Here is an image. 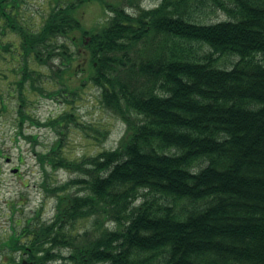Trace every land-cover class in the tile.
I'll list each match as a JSON object with an SVG mask.
<instances>
[{"label": "trees", "instance_id": "1", "mask_svg": "<svg viewBox=\"0 0 264 264\" xmlns=\"http://www.w3.org/2000/svg\"><path fill=\"white\" fill-rule=\"evenodd\" d=\"M89 1L107 10L98 28L80 18ZM23 2L0 0V63L5 52L15 64L20 124L39 123L33 91L64 100L42 123L59 137L37 158L74 175L43 182L53 217L10 224L0 263L264 264V0H52L38 25ZM205 7L226 18L196 19ZM87 82L125 128L116 146L71 159L65 125L108 131L72 109Z\"/></svg>", "mask_w": 264, "mask_h": 264}, {"label": "rangeland", "instance_id": "2", "mask_svg": "<svg viewBox=\"0 0 264 264\" xmlns=\"http://www.w3.org/2000/svg\"><path fill=\"white\" fill-rule=\"evenodd\" d=\"M139 1L146 8L159 3V0ZM51 4L52 0H24L21 13L29 23L38 25L41 16L46 13ZM123 4L129 11H136L127 2ZM80 14L85 28H98L107 17V10L103 11L97 2L89 1L85 6H81ZM195 15H197L196 19L204 22L226 18L224 12L208 7L202 11H196ZM2 54L4 58L0 67L5 71L6 77L0 82V92L5 105V108H2L0 99V243L7 237L10 224L24 222L27 217L36 218L38 211L39 218L51 219L55 212L56 196L43 188V182H46L47 187H51L74 175L73 172L60 167L53 171L51 166L46 162L42 164L37 158L39 152L47 151L59 137L54 128L42 123L46 122L49 117L57 116L66 110L64 100L61 96L49 97L45 90H43V95H40L38 90L33 91L34 93L28 95L27 108L39 123L26 119L20 124V118L14 109L17 92L9 85V83L13 84L12 67H15V64L8 62L7 53L2 52ZM218 62L226 65L223 57H220ZM73 108L80 121L87 126L90 125V129L95 128L101 131L108 129V131L105 136H101L92 130H87L88 134H86L73 123L65 127L62 125L65 132L62 146L66 156L73 159L83 155H95L103 149H110L117 145L125 125L110 111L103 108L99 101V91L90 83H85L76 92L72 102ZM19 124L25 136L37 134V137L18 136L16 133ZM13 168L16 170L12 171ZM74 190L75 187L71 188L70 192ZM89 222V219L78 220L74 225L75 229L82 233L89 228ZM4 251L6 250L0 248V261L4 259ZM21 255H23L22 252L17 253L16 259L20 260Z\"/></svg>", "mask_w": 264, "mask_h": 264}, {"label": "water", "instance_id": "3", "mask_svg": "<svg viewBox=\"0 0 264 264\" xmlns=\"http://www.w3.org/2000/svg\"><path fill=\"white\" fill-rule=\"evenodd\" d=\"M23 264H32L31 262H27L25 259L23 260Z\"/></svg>", "mask_w": 264, "mask_h": 264}]
</instances>
